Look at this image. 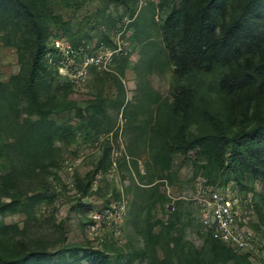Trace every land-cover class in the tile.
Here are the masks:
<instances>
[{
  "label": "rangeland",
  "instance_id": "1",
  "mask_svg": "<svg viewBox=\"0 0 264 264\" xmlns=\"http://www.w3.org/2000/svg\"><path fill=\"white\" fill-rule=\"evenodd\" d=\"M194 3L0 0L4 262L264 264V151L230 156L236 129L264 122V81H239L218 46L204 53ZM221 13L260 38L237 35L253 66L264 0ZM227 187L253 205V252H229L205 223L209 189ZM97 212L113 216L89 234Z\"/></svg>",
  "mask_w": 264,
  "mask_h": 264
},
{
  "label": "trees",
  "instance_id": "2",
  "mask_svg": "<svg viewBox=\"0 0 264 264\" xmlns=\"http://www.w3.org/2000/svg\"><path fill=\"white\" fill-rule=\"evenodd\" d=\"M225 3L226 0H195L193 11L194 26L196 35L204 40V53H208L212 47L218 46L224 52L237 57L238 61H241L242 64L235 74L239 81L247 84L261 83L264 81V54L262 57H258L253 66H250L247 59L249 48H245L242 45L237 35L241 31L242 33L244 32L246 37L254 42L256 48H260V38L248 27L241 28L239 23L232 22L230 26L221 24L219 22L222 14L221 9L225 6ZM218 23L221 24L220 31L215 34ZM262 53H264V49ZM209 57L213 59L210 55L206 56V58ZM31 74L33 75V71ZM212 121L220 133L216 136L212 135L211 139H214L216 143H221L224 140L223 137L226 131L217 119L213 118ZM253 148L264 151V122L251 127L239 126L231 138L230 151L232 154L230 156L232 157L235 152H242L249 158L247 149ZM232 163V158H229V165L232 166ZM227 250L231 253L233 252L229 247H227ZM11 263L0 259V264Z\"/></svg>",
  "mask_w": 264,
  "mask_h": 264
},
{
  "label": "built area",
  "instance_id": "3",
  "mask_svg": "<svg viewBox=\"0 0 264 264\" xmlns=\"http://www.w3.org/2000/svg\"><path fill=\"white\" fill-rule=\"evenodd\" d=\"M230 187L221 190L208 191L205 199V223L211 229L213 237L233 251L253 252L258 239L255 231L248 226L247 220L253 213L252 203L242 204L241 198L230 192ZM113 215L97 212L91 215L86 225L89 234L100 230L107 219Z\"/></svg>",
  "mask_w": 264,
  "mask_h": 264
}]
</instances>
